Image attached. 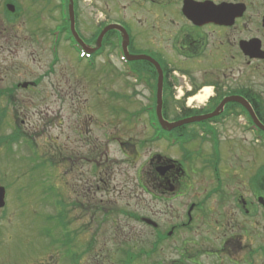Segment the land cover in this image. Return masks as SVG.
<instances>
[{
  "label": "flooded vegetation",
  "instance_id": "af4514ba",
  "mask_svg": "<svg viewBox=\"0 0 264 264\" xmlns=\"http://www.w3.org/2000/svg\"><path fill=\"white\" fill-rule=\"evenodd\" d=\"M71 12L81 45L72 35ZM0 19L1 50L3 39L13 47L8 35L16 42L27 31L31 45L43 35L51 56L47 68L62 63L65 48L106 100L97 107L83 103L81 82L58 93L75 116L71 122L59 112L60 128L73 129L75 137L51 144L47 161L77 183L75 201L61 199L62 240L75 245L77 233L69 229L73 208L83 227L94 230L95 250L101 226L124 228V247L118 248L123 261L264 264V146L241 114L249 110L236 101L264 112V0H0ZM45 19L54 25L38 28ZM3 21L20 29L5 28ZM28 24L36 29H25ZM30 83H9L0 88V99L14 100L18 89L32 92L38 82ZM223 101L222 113L203 123L168 130L149 119L148 112H162L163 121L173 124L216 112ZM100 105L113 124L102 125L108 126L98 137L93 109ZM117 117L144 123L137 142L116 135ZM48 118L44 124L52 127L57 112ZM229 120L243 122L255 149L251 156H223L222 130ZM116 146L125 158L118 171ZM116 193L124 197L123 207L109 198ZM131 244L140 246L137 253Z\"/></svg>",
  "mask_w": 264,
  "mask_h": 264
},
{
  "label": "rangeland",
  "instance_id": "374dc122",
  "mask_svg": "<svg viewBox=\"0 0 264 264\" xmlns=\"http://www.w3.org/2000/svg\"><path fill=\"white\" fill-rule=\"evenodd\" d=\"M3 23L5 28L20 29L17 22L15 25L6 21ZM52 25L54 24L45 19L38 28L47 29ZM24 28L35 30L36 24H28ZM19 35L26 40L18 39L14 42L11 35H8L10 44L13 45L11 48L5 45L6 39L1 43L3 48L0 49V88L7 87L9 83L24 84L35 80L38 85L32 92L18 89L14 100L0 99V111L6 112L5 121L0 123V186L5 189V206L0 209V264H71L69 255L63 251L59 239L58 230L61 227L59 201L63 198L67 205L75 201L77 183L74 177L63 176L60 167L54 164L55 161H52V164L48 161L52 159L51 154L54 152L51 144L59 145L64 138L69 137L72 140L75 137L73 129H67L65 132L64 126L60 128L59 112H64V115L66 113L71 122L75 120V116L67 105L69 101L60 100L58 93L61 89L72 88L81 82L78 90L80 93L84 92L81 96L83 103L97 107L100 101L105 105L106 100L103 99L101 90L87 83L92 77L91 73L76 65L75 56L65 48L61 51L62 63L49 70L47 64L51 56L47 51L46 37L36 36L37 42L31 45L27 40V31H22ZM116 106L122 108L123 104L117 102ZM103 110V105L96 110L93 109V112H97L94 114L96 120L94 136L101 137V129H107L108 125L113 124L110 116L104 117L100 113ZM55 112L56 124L46 127L44 115L52 119ZM213 113L215 112L208 116ZM260 114L264 119V112ZM190 118L193 117L182 120ZM116 120L114 122L117 125L116 135L121 139L137 142L136 140L142 136L143 122L125 123L121 117H117ZM106 124L108 125L102 126ZM241 124H243L241 120L240 122L229 120L222 130L223 156L227 158L234 153L246 158L255 150L249 147L250 134L243 132ZM13 133L20 135L21 139L17 144L11 145L9 142ZM25 140L31 141L33 147L25 143ZM158 148L153 147L151 150L156 151ZM112 157L121 162L116 170L124 169L125 165H122V162L125 158L117 146L112 149ZM259 157H264V150H259ZM133 167L126 168L131 175ZM119 179L120 176L116 175L115 183ZM131 183L134 184V181ZM109 198H112V202L115 201L117 207H123L125 204L124 197H119L117 193L110 195ZM73 210L71 208L70 214L74 219L69 216L71 219L69 229L77 233L73 250L79 257L78 264H123L118 248L124 246L120 244L125 234L124 228H108L111 225L108 223L105 224L106 227H100L97 257L92 245L91 234L94 230L90 227L84 228L76 218L77 211ZM158 217L162 222L167 221L164 213H159ZM131 227L134 228L132 225ZM131 247L137 253L140 246L131 244ZM129 264L144 263L132 258Z\"/></svg>",
  "mask_w": 264,
  "mask_h": 264
},
{
  "label": "water",
  "instance_id": "95a60500",
  "mask_svg": "<svg viewBox=\"0 0 264 264\" xmlns=\"http://www.w3.org/2000/svg\"><path fill=\"white\" fill-rule=\"evenodd\" d=\"M72 32H73V29H72ZM73 36H74V38L76 39V41H77L78 43H80V41L78 40V38H77V36H76V34H75L74 32H73ZM228 101H229V100H228ZM236 101H237L239 104H241L242 106H244L245 108H247V109L249 110V112H247V113L250 115V117H251L253 123L255 124V126H256L258 129H260L262 132H264V126H263V125L257 120V118H256V116H255V114H254V112H252V111L247 107V104H246L244 101L240 100V99H237ZM225 103H226V101H224V102L220 105L219 109H221L222 106H223V104H225ZM218 114H219V112H218V110H217V112H215V113H213V114H211V115H209V116L194 117V118H190V119H187V120H183V121L178 122V123H176V124H172V125H170V126L168 127V129H171V128H173V127H177V126H181V125H185V124H189V123H193V122L204 121V120H206V119H208V118H211V117H214V116H216V115H218ZM157 117L159 118L161 124H165V125H167L166 123H163V122H162V120H161V116H160V112H157ZM4 197H5V190H4V188L0 187V209L3 208L4 205H5Z\"/></svg>",
  "mask_w": 264,
  "mask_h": 264
},
{
  "label": "trees",
  "instance_id": "16d2710c",
  "mask_svg": "<svg viewBox=\"0 0 264 264\" xmlns=\"http://www.w3.org/2000/svg\"><path fill=\"white\" fill-rule=\"evenodd\" d=\"M255 113L257 114L258 118L264 122L263 116L260 114V112H255ZM260 134L264 136V134L262 133ZM78 259L79 257H77V259H70V261H72L73 264H78ZM131 261H132V258H127L125 261H123V263H130Z\"/></svg>",
  "mask_w": 264,
  "mask_h": 264
},
{
  "label": "bare ground",
  "instance_id": "6f19581e",
  "mask_svg": "<svg viewBox=\"0 0 264 264\" xmlns=\"http://www.w3.org/2000/svg\"><path fill=\"white\" fill-rule=\"evenodd\" d=\"M199 100H201V98H198Z\"/></svg>",
  "mask_w": 264,
  "mask_h": 264
}]
</instances>
